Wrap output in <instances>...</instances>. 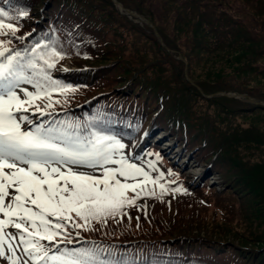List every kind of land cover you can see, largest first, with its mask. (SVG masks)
<instances>
[{
    "label": "trees",
    "instance_id": "trees-1",
    "mask_svg": "<svg viewBox=\"0 0 264 264\" xmlns=\"http://www.w3.org/2000/svg\"><path fill=\"white\" fill-rule=\"evenodd\" d=\"M119 1L150 19L165 45L113 0H0L28 13L11 21L24 40L8 46L30 52L56 39L64 58L49 72L75 91L62 94L53 121L134 141L148 126L166 128L225 189L185 182L173 192L176 173L162 196L154 189L122 217L75 228L61 250L91 249L103 264H264V105L205 96L264 100V0ZM67 57L77 70H61Z\"/></svg>",
    "mask_w": 264,
    "mask_h": 264
},
{
    "label": "snow or ice",
    "instance_id": "snow-or-ice-1",
    "mask_svg": "<svg viewBox=\"0 0 264 264\" xmlns=\"http://www.w3.org/2000/svg\"><path fill=\"white\" fill-rule=\"evenodd\" d=\"M27 15L0 7V37L23 41L11 21ZM10 44L11 39H0V259L7 264H103L91 249L61 250L58 244L49 247L42 241H56L69 224L83 228L93 220L106 223L109 217H122L142 195L155 196L149 185H158L162 196L167 191L161 183L165 173L156 169V161H149L148 168L158 172L152 176L124 152L120 139L93 126L72 121L35 124L23 115L30 109L45 115L36 103L41 98L48 101L44 108L59 103L52 100L50 90L67 94L75 89L49 72L64 58L56 39L37 42L30 52ZM22 84L34 90L21 88ZM23 122L31 129L24 130ZM168 175L175 174L169 170ZM20 246L29 259L22 261L17 255Z\"/></svg>",
    "mask_w": 264,
    "mask_h": 264
},
{
    "label": "rangeland",
    "instance_id": "rangeland-1",
    "mask_svg": "<svg viewBox=\"0 0 264 264\" xmlns=\"http://www.w3.org/2000/svg\"><path fill=\"white\" fill-rule=\"evenodd\" d=\"M132 10V9H131ZM143 25L141 22L136 21ZM0 39H9V37H0ZM71 58L67 57L66 61L63 62L64 65L61 66L64 70H73L78 69V67L73 64L71 61ZM27 87L30 91L34 90L32 85H27V84H22L21 88ZM19 91V89L17 90ZM21 96H23L22 93H20ZM51 98L52 100H57L59 102H64L65 98L63 95L60 93H53L51 92ZM40 100H45L41 98ZM47 101V100H46ZM48 102V101H47ZM46 102V103H47ZM37 104L41 105L43 102L37 101ZM46 111V110H44ZM18 116L20 114H17ZM23 115H28L30 119L36 118L37 122L40 121L41 119H47V115H40L39 113L35 112L34 109H30L27 113H23ZM22 128L24 130H30L31 127L28 125L26 122L22 123ZM151 126H148L146 133L144 134V137L142 138L141 141H139L136 145H132L133 149L130 150L131 144H128L126 148L124 149V152L131 156L133 158V162L140 163L146 171H150L152 176H155V174H158L157 171H153L148 168V162L149 161H156V169L159 170V172H164L167 177H172L168 175V170L165 169V166H168V169L171 170L172 172L178 171L180 173V177H183V181L181 184H178L176 188H181V191L177 192H185L187 190L186 184L188 183L189 186H194V185H204L205 183H210L209 186L212 188H215L216 190L218 189L217 184L214 182V178L216 177H211L208 174V168L206 166V163L203 162H198L197 157H195L194 153H191L190 151L186 150L181 143V141L178 140L177 136L172 135L169 130L164 131L163 129H150ZM159 131L158 134H154V131ZM159 134H164L165 138L162 140L160 138ZM154 138H157L158 140H154ZM167 143H170L174 145L175 150L182 153V158L178 159L175 157V153H171L165 150L167 147ZM155 145L157 147H155ZM159 147H162L160 150ZM264 150V146H261ZM264 152V151H263ZM157 155L159 156V160H156ZM264 156V153H262ZM185 159H189L190 161V166H187L186 163L184 162ZM99 174V173H97ZM176 174V173H175ZM179 177V175H175L174 178ZM154 187V186H153ZM130 197L133 195V193L129 192L128 194ZM211 209H213V206H211ZM259 232L264 234V225L261 224L258 228ZM7 231L16 233V230L14 228H9ZM71 232H75V228L72 227L70 224L67 226V232L62 233L60 236L57 237V241L59 238H62L63 240L70 238ZM62 241H54V242H48V241H42V243H45L49 246H51L53 243L55 244H61ZM16 243V242H13ZM60 247V246H58ZM57 249H52L53 252H55ZM17 255H20L22 257V261L24 259H29L26 255L23 254L22 252V246L18 247L16 249ZM0 264H7V261L4 259H0ZM29 264H31V261H29Z\"/></svg>",
    "mask_w": 264,
    "mask_h": 264
},
{
    "label": "water",
    "instance_id": "water-1",
    "mask_svg": "<svg viewBox=\"0 0 264 264\" xmlns=\"http://www.w3.org/2000/svg\"><path fill=\"white\" fill-rule=\"evenodd\" d=\"M113 1L120 8V10H122V12L127 14L129 17L135 19L136 21H139L141 23H145L148 26L152 27L154 34L157 36L159 41L162 44H164L163 37L161 36L159 31L156 29V27L153 25L151 20H149L147 17H145L144 15H142V14L136 12V11H133V10L128 9V8H125L124 5L120 1H118V0H113ZM178 58L184 60V58L180 54L178 55ZM214 95H226V96H230V97L243 98L245 100H249V101L254 102L256 104L264 105V100H259L257 98L252 97V96H249L248 94H245V93H235V92H224V91H221V92H216V93L210 94V95L207 94L206 97H211V96H214Z\"/></svg>",
    "mask_w": 264,
    "mask_h": 264
},
{
    "label": "bare ground",
    "instance_id": "bare-ground-1",
    "mask_svg": "<svg viewBox=\"0 0 264 264\" xmlns=\"http://www.w3.org/2000/svg\"><path fill=\"white\" fill-rule=\"evenodd\" d=\"M165 150L168 152H171V153H175V157H177L178 159L182 158V153L176 151L174 145H172L170 143H167V147L165 148ZM183 163H186L187 166H190V164H191L189 159H185V158H184Z\"/></svg>",
    "mask_w": 264,
    "mask_h": 264
}]
</instances>
